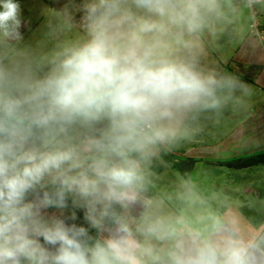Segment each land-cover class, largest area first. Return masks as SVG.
<instances>
[{"label": "clouds", "instance_id": "obj_1", "mask_svg": "<svg viewBox=\"0 0 264 264\" xmlns=\"http://www.w3.org/2000/svg\"><path fill=\"white\" fill-rule=\"evenodd\" d=\"M240 14L235 0H63L25 39L21 4L0 0V264H264V227L226 197L191 178L150 194L162 151L251 94L202 63L206 35Z\"/></svg>", "mask_w": 264, "mask_h": 264}, {"label": "rangeland", "instance_id": "obj_2", "mask_svg": "<svg viewBox=\"0 0 264 264\" xmlns=\"http://www.w3.org/2000/svg\"><path fill=\"white\" fill-rule=\"evenodd\" d=\"M18 2L21 4L22 17L25 22L22 32L25 39H28L40 26L43 19L41 10L44 6L58 8L63 0H60V3H57V0H18ZM235 2L240 7L241 14L233 19L231 23L218 30L215 35H229L233 41V48L241 46L246 39L257 44V41L250 36L251 10L244 7L243 0H235ZM234 30L237 39L232 38ZM221 41L226 43L223 38H221ZM209 43L206 42L205 47ZM247 47H253V43ZM255 47L264 54L262 45L258 44ZM251 89L257 90L255 87H251ZM251 100L249 95L246 107L249 110L258 107L260 113L256 117L247 120L245 126L239 132L242 141H244L243 144H245L246 153L242 155L264 152V96L263 101L257 105L253 104L255 102ZM232 107L235 108L231 105L227 107L228 110L225 109L229 112L225 115L224 110L218 116L214 113L203 114L199 120L198 131L171 150L161 152L160 157L153 161L152 171L155 176L150 194L174 195L182 181L191 178L201 196L204 198L216 196L219 199L226 197L231 206L245 219L249 228H260L262 225L264 226V165L238 170L215 164L220 160L242 157L241 154L236 155L234 152L225 150V147L234 148L233 141L238 139L227 136L234 125H237V122L227 121V118L231 115L230 108ZM234 110L239 111L238 108ZM170 155L172 160L168 159ZM188 158L199 159V162L193 170L184 174L177 168L176 164L188 165L183 162ZM211 206L213 208L217 207L218 200H212ZM170 208L178 209L179 204L173 201ZM78 217L76 223L84 225L85 221L82 213H78Z\"/></svg>", "mask_w": 264, "mask_h": 264}, {"label": "crops", "instance_id": "obj_3", "mask_svg": "<svg viewBox=\"0 0 264 264\" xmlns=\"http://www.w3.org/2000/svg\"><path fill=\"white\" fill-rule=\"evenodd\" d=\"M264 6L262 7V12L264 16ZM235 30L232 32V38H236ZM250 36L257 41V44L252 40L246 39L244 43L237 47L233 48V41L231 37L227 34L225 35H215L208 34L204 38L202 47L206 46V42H210L207 47L202 48V63L210 68H213L219 72H226L237 77L240 81L249 85V87L257 88L255 91L251 89L250 98L253 100V104L257 105L263 101L264 96V54L262 51H259L257 47L258 44L262 45L264 48V42ZM221 38L226 40V43H222ZM218 41V43H216ZM253 43V47L248 48L247 46ZM226 46V47H225ZM247 47V48H246ZM264 50V49H263ZM237 96L241 94L236 93ZM248 97L244 98L243 108L241 105L235 106V108H230L231 115L227 118V121L237 122V125H234L232 131L227 134L229 138H238L233 141V147H225V150L229 152H234L236 155L244 154L245 144L242 141L241 135L239 132L245 126L247 120L256 117L260 113V109L255 107L254 109L249 110L246 107ZM251 100V101H252ZM231 106V105H229ZM228 106V107H229ZM233 106V105H232ZM241 107V108H239ZM239 109L235 111L234 109ZM226 110L227 107L225 108ZM224 109V115L229 112ZM262 153V152H261ZM257 154V153H256ZM252 155V154H251ZM248 155H242V157ZM241 157V156H240ZM236 157V158H240ZM235 159V158H233ZM261 227H264L263 225Z\"/></svg>", "mask_w": 264, "mask_h": 264}, {"label": "trees", "instance_id": "obj_4", "mask_svg": "<svg viewBox=\"0 0 264 264\" xmlns=\"http://www.w3.org/2000/svg\"><path fill=\"white\" fill-rule=\"evenodd\" d=\"M169 160H172V156L170 155ZM183 162H186L188 165H181L177 163V168L181 170L182 173L189 172L193 170L195 165L199 162V159L195 158H188L186 160H183ZM216 165L222 166V167H228L233 169H248L252 167H257L260 165H264V152L252 154L240 158L230 159V160H220L215 163Z\"/></svg>", "mask_w": 264, "mask_h": 264}, {"label": "built area", "instance_id": "obj_5", "mask_svg": "<svg viewBox=\"0 0 264 264\" xmlns=\"http://www.w3.org/2000/svg\"><path fill=\"white\" fill-rule=\"evenodd\" d=\"M262 7L263 6L257 5L251 9L252 17L254 16V19L252 18L250 28L251 35L261 42H264V16Z\"/></svg>", "mask_w": 264, "mask_h": 264}]
</instances>
